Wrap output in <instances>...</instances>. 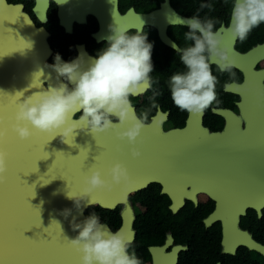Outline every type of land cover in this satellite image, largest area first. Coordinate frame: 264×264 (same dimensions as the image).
<instances>
[{"label": "flooded vegetation", "instance_id": "obj_1", "mask_svg": "<svg viewBox=\"0 0 264 264\" xmlns=\"http://www.w3.org/2000/svg\"><path fill=\"white\" fill-rule=\"evenodd\" d=\"M6 1L22 6L35 28L43 32L48 66L55 63L59 54L63 62L81 57L86 67L108 45L107 37L113 26L128 30L129 35L145 34L153 46L152 87L131 100L139 114L151 108L153 94L158 93L155 97L158 108L150 110L149 124L159 123L163 132L184 130L199 115L179 110L171 99L169 86L173 75L186 71L174 45L186 47L193 43L185 39L189 31L185 20L192 16L201 20L211 18L217 22L214 30L221 25L227 29L234 3V0ZM201 4L212 7L202 9ZM222 36V46L227 49V30ZM261 45H264V23L253 28L246 40L236 39L233 50L240 59L237 66L232 65L231 72L221 71L218 62L211 64L212 74L217 77L215 90L219 103L214 102L199 117L206 135L203 175L188 176L185 183L170 187L160 181L151 183L144 190L130 193L127 201L114 210L119 218L122 210H131L134 237L130 251H135L142 264H264V254L256 250V247L264 249V177L257 176V168L264 162L259 160L261 155L252 157L249 151L241 154L224 151L236 149L232 145L237 133L227 126L226 114L233 115L232 123L238 122L246 139L248 134L264 132V128L256 127L253 118V126L246 129L241 111L250 89L259 84L264 88V56L256 60L251 55ZM49 69L56 78V73ZM44 85L49 84L45 81ZM230 88L239 92L232 93ZM258 140L253 138L255 149ZM252 164L253 168L249 166Z\"/></svg>", "mask_w": 264, "mask_h": 264}, {"label": "water", "instance_id": "obj_2", "mask_svg": "<svg viewBox=\"0 0 264 264\" xmlns=\"http://www.w3.org/2000/svg\"><path fill=\"white\" fill-rule=\"evenodd\" d=\"M235 41L227 31L228 62L234 67L240 59L233 50ZM47 48L43 32L35 28L23 7L0 0V132L5 133L0 139V151L8 154L6 178L0 183V264H81L80 255L65 237L73 239L78 235L73 225L85 221L88 209L97 206L114 211L127 201L130 193L144 190L151 183L160 181L170 187L185 183L188 176L203 175L206 135L201 129V113L184 130L163 132L159 123H151L141 131L135 145L120 141L115 132L93 137L79 130L74 140L69 136L63 138L64 142L59 135L53 139L52 135L36 132L28 140H20L12 131L21 99L18 92L32 95L44 90L45 81L52 86L58 83L46 64ZM251 55L256 60L263 57L264 45L257 46ZM260 85L246 94L241 109L246 129L255 120L257 128H264V88ZM231 116L226 114V120L227 126L237 131L232 145L236 149L224 151L236 154L249 151L252 157L261 155L259 160L264 162V132L248 134L246 139L238 122L232 123ZM253 138L259 139L258 149L253 146ZM133 147L141 152L139 158H132ZM116 163L127 169L126 183L111 190L83 191L84 178L92 171L99 170L101 178L110 181L108 173ZM257 169V176L264 177V164ZM74 198L80 201L79 208ZM120 218L117 230L132 242L131 210H122ZM256 250L264 254V249L256 247Z\"/></svg>", "mask_w": 264, "mask_h": 264}, {"label": "clouds", "instance_id": "obj_3", "mask_svg": "<svg viewBox=\"0 0 264 264\" xmlns=\"http://www.w3.org/2000/svg\"><path fill=\"white\" fill-rule=\"evenodd\" d=\"M200 7L211 9L212 5ZM216 23L214 19L201 20L198 16L186 19L189 31L185 39L193 43L186 47L174 45L186 68L169 81L171 99L181 111L202 113L214 102L219 103L215 90L217 77L212 74L211 64L218 62L221 71L231 72L232 68L228 50L222 46V33L227 30L234 39L246 40L253 28L264 23V0H234L227 29L221 25L214 30ZM111 33L107 37L108 45L86 67L81 57L63 62L57 54L55 63L48 66L56 73L55 86L46 85L44 90L32 95L18 92L21 99L12 131L20 140H28L36 132L52 135L53 139L59 135L64 142V137L71 136L74 140L79 130L93 137L115 132L120 141L136 144L141 131L150 126V110L158 108L155 101L158 93L153 94L151 108L139 114L131 100L152 87L153 46L145 34L129 35L128 30L119 26H113ZM125 125H128L126 130L120 131ZM4 135L0 132V139ZM7 155L0 151V183L6 178ZM131 156L139 158L141 152L133 147ZM108 175L110 181L102 179L99 170L92 171L84 178L83 191L111 190L129 180L127 169L120 163L114 164ZM75 202L79 208L80 201L75 199ZM73 230L78 235L65 238L80 255L81 264H142L135 251H130L131 238L119 230H109L96 212L82 224H74Z\"/></svg>", "mask_w": 264, "mask_h": 264}, {"label": "trees", "instance_id": "obj_4", "mask_svg": "<svg viewBox=\"0 0 264 264\" xmlns=\"http://www.w3.org/2000/svg\"><path fill=\"white\" fill-rule=\"evenodd\" d=\"M226 10L229 11V8H227ZM93 212L98 213L101 222L107 224L112 231L118 229L120 225V218L117 211H106L96 206L88 209L85 212V215L88 217Z\"/></svg>", "mask_w": 264, "mask_h": 264}]
</instances>
